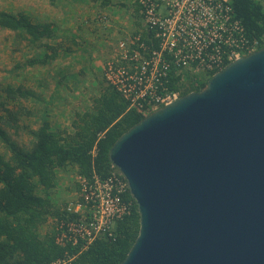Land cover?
I'll return each instance as SVG.
<instances>
[{"label":"water","instance_id":"obj_1","mask_svg":"<svg viewBox=\"0 0 264 264\" xmlns=\"http://www.w3.org/2000/svg\"><path fill=\"white\" fill-rule=\"evenodd\" d=\"M139 213L119 264H264V46L110 146Z\"/></svg>","mask_w":264,"mask_h":264},{"label":"trees","instance_id":"obj_2","mask_svg":"<svg viewBox=\"0 0 264 264\" xmlns=\"http://www.w3.org/2000/svg\"><path fill=\"white\" fill-rule=\"evenodd\" d=\"M82 1H98L101 5L109 2ZM232 5L248 34L262 38L264 4L261 0H232ZM0 28L15 32L37 50L27 60L28 65H46L58 56L59 43L51 44L56 36L52 21L36 20L25 11L0 8ZM211 75L202 79L187 75L186 82L171 76L168 86L184 95L204 88ZM28 96V91L20 85H0V123L13 132L18 131L21 120V112L13 105ZM144 116L142 108L129 107L127 100L105 83L101 92L92 98L89 109L74 113L68 128H56L44 116L31 130L33 140L28 148L18 145L0 125L3 149L0 150V264H50L68 253L76 254L72 264H119L125 258L139 229L138 208L129 191L125 196L132 200L131 211L115 222L112 236L95 239L81 252L70 243L56 241V225L66 218V203L57 207L50 196L60 170L71 168L75 174L86 177L93 172L106 176L111 165L110 146ZM49 218L54 223L45 229Z\"/></svg>","mask_w":264,"mask_h":264},{"label":"built area","instance_id":"obj_3","mask_svg":"<svg viewBox=\"0 0 264 264\" xmlns=\"http://www.w3.org/2000/svg\"><path fill=\"white\" fill-rule=\"evenodd\" d=\"M137 3L140 29L118 40L102 72L129 107L142 108L145 115L181 96L179 89L169 88L171 76L181 82L187 75L202 79L264 46V36L251 37L236 17L232 0ZM128 191L127 180L112 163L106 176L76 174L72 198L64 205L66 218L56 225V241L81 252L95 239L112 236L115 222L131 211ZM75 256L68 253L50 264H72Z\"/></svg>","mask_w":264,"mask_h":264},{"label":"rangeland","instance_id":"obj_4","mask_svg":"<svg viewBox=\"0 0 264 264\" xmlns=\"http://www.w3.org/2000/svg\"><path fill=\"white\" fill-rule=\"evenodd\" d=\"M261 2L264 4V0ZM0 8L28 12L36 20L54 22L56 27L51 44L59 43L58 56L36 66L26 62L37 50L15 32L0 28V85H20L29 93L27 99L13 105L21 112L18 131L0 125L18 145L28 148L33 140L31 130L44 116L54 127L68 128L76 111L91 107L92 98L107 83L102 72L106 55L99 47L100 38L108 39L110 32V38L117 39L122 29L127 30L123 36L139 30V5L137 0H109L106 5L82 0H0ZM75 175L71 168L58 171L50 196L53 205L61 207L72 198ZM53 223L49 218L45 229Z\"/></svg>","mask_w":264,"mask_h":264},{"label":"crops","instance_id":"obj_5","mask_svg":"<svg viewBox=\"0 0 264 264\" xmlns=\"http://www.w3.org/2000/svg\"><path fill=\"white\" fill-rule=\"evenodd\" d=\"M136 11V10H135ZM139 13V12H138ZM140 15V14H139ZM58 20H59V18H58ZM112 21H115V20H112ZM140 26V25H139ZM136 30V29H135ZM135 30H133L130 34H132V33H134L135 32ZM122 31V36H121V38H123V37H126V36H128V35H130V34H128V35H126V36H123V32H126L127 30H124V29H122L121 30ZM110 33V32H109ZM109 33H107V36H108V39H105V40H103V39H101L100 38V45H99V47L101 48V51H103V53L106 55V57H105V59H104V61H103V64H104V62L109 58V56H111L112 55V53L114 52V49H115V47H116V45H117V42H118V40H120L121 38H117V39H115V37H113V38H110V34ZM115 32L113 31V34H114ZM111 35H112V33H111ZM103 64H102V66H103Z\"/></svg>","mask_w":264,"mask_h":264}]
</instances>
